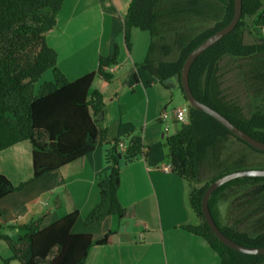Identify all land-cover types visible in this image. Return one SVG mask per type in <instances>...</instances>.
<instances>
[{"label": "trees", "instance_id": "16d2710c", "mask_svg": "<svg viewBox=\"0 0 264 264\" xmlns=\"http://www.w3.org/2000/svg\"><path fill=\"white\" fill-rule=\"evenodd\" d=\"M63 1L0 0V152L18 143L28 142L32 165L31 177L17 185L0 174V199L91 154L99 146L110 144L106 139V129L101 126L105 114L103 95L91 90V87L95 77L105 83L113 80L110 69L118 64V52L115 49L112 55L99 57L94 72L69 82L56 67L55 51L46 43V35L55 27ZM163 1L131 0L123 17V36L128 51L132 29L149 34L150 47L143 62L138 64L139 68L166 89L172 87H168L169 83L175 85L186 102L187 121L165 139L171 172L188 183V204L198 220L197 225H184L181 229L202 238L218 256L220 264H263L264 255L242 254L220 243L201 213V199L208 185L231 172L220 173L199 185L198 169L208 156L214 158L218 144L228 137L263 156L264 152L253 149L213 118L192 108L180 85V71L186 57L230 22L233 0H226L222 18L182 45L177 57L170 61L153 58L152 54L156 47L155 39L160 37L155 29L159 19L155 9ZM246 18H253L252 24L258 33L264 29L262 0H242L241 16L236 27L194 60L189 69L188 84L198 102L220 113L254 140L264 143V106L257 104L247 118L243 117L239 108L224 102L217 82V65L224 57H258L259 63L264 64L263 36L252 44L242 41ZM168 54L169 48L162 44L160 56L165 58ZM47 70H51L52 80L41 83L35 93L34 84ZM257 74L262 77L258 99L264 100V69H258ZM120 141L126 147L120 149ZM147 155L148 151L139 135L129 133L112 142V147L104 155L109 171L97 181L99 202L84 219V226H91L110 216L119 220L126 218L128 211L117 198L120 168L138 158H147ZM246 181L258 183L256 193L264 197V177L238 178L221 185L210 195L208 209L225 237L247 248H264V232L250 235L236 229L228 216H225V221L229 222L226 225H219L215 219V201L218 203L226 190L234 194L236 185ZM262 202L264 204L263 198ZM77 219L78 212L74 211L44 228H40L41 218L21 227H12L23 232L15 243L0 232V240L6 243L11 253L7 259L0 257V264H9L10 261H17L18 264H84L89 250L94 246L106 245L111 232L97 240L87 233H72ZM1 228L0 223V231Z\"/></svg>", "mask_w": 264, "mask_h": 264}, {"label": "crops", "instance_id": "0c3cea01", "mask_svg": "<svg viewBox=\"0 0 264 264\" xmlns=\"http://www.w3.org/2000/svg\"><path fill=\"white\" fill-rule=\"evenodd\" d=\"M130 1H63L56 16V25L46 35V43L55 51L56 67L69 82L94 72L99 57L110 56L115 49L118 52V64L110 69L113 80L105 83L95 77L91 87V90L104 94L103 103H109L101 126L106 129V139L110 144L101 145L91 154L0 199V223L21 227L41 218L40 228H44L77 211L78 219L72 233H87L97 240L111 232L106 245L94 246L89 250L84 264H220L218 256L202 238L181 229L184 225L194 226L190 214L185 211V186L178 176L163 171L164 167L170 168L167 153L160 143L167 136L160 132L156 124L165 122L159 120V116L171 101L169 91L176 87L169 83L168 87H172L166 89L154 77L136 67L148 53L150 36L149 39L145 38L132 29V39L138 35L139 41L142 39L147 44L149 40V43L144 55L141 49L140 56H137L140 53L139 44L134 50L129 37L131 51L126 50L123 17ZM155 49L157 51L153 58L160 59L161 45H156ZM134 54V63H129V57H134ZM125 87L127 90H123ZM105 92L110 93L107 96ZM135 95L140 96L137 104L130 101ZM117 106L123 110L116 114ZM143 117L144 128L141 127ZM136 128H142L143 146L148 155L120 168L117 198L128 211L125 218L129 220L128 224L123 225L122 220L110 216L91 226H84V219L99 202L98 178L109 171V164L104 162L105 152L112 147L116 138L133 133ZM119 144L120 149L126 147L122 141ZM30 166L31 146L28 142L18 143L0 152V174L14 185L31 177ZM23 168L26 173H23ZM219 210L222 218V207ZM215 216L218 217L217 214ZM220 224L224 225L221 221ZM14 232L23 234L16 229ZM0 247V257L9 258L10 252L6 246L0 242ZM9 264L18 262L10 261Z\"/></svg>", "mask_w": 264, "mask_h": 264}, {"label": "rangeland", "instance_id": "374dc122", "mask_svg": "<svg viewBox=\"0 0 264 264\" xmlns=\"http://www.w3.org/2000/svg\"><path fill=\"white\" fill-rule=\"evenodd\" d=\"M225 3L226 0H165L159 3L155 9L159 17L155 29L163 39L162 37H157L155 39V45L159 46L165 44L169 48L168 56L165 58L160 56V59L169 61L175 59L182 45L186 44L200 32L211 27L215 22L222 18ZM262 9H264V0H262ZM252 20L253 18H246V27L242 34V41L244 44H252L260 41V36H263L264 38L263 32L258 33L257 28L253 27ZM133 32L140 34L141 36H146L145 38L149 39L147 32L136 29ZM133 36L134 35L130 36V44L134 45V50L136 49L137 44H139L138 48H140V53L137 56H140L141 49L144 55L145 47L150 39L146 44L142 39H140V41L138 40V35L132 39ZM128 51H131L130 48ZM156 51V49L152 51V54H156ZM131 54H133V50ZM135 57V54L134 57L133 55L130 56L128 62L134 63ZM137 67H139L138 64ZM262 68L264 69V64L259 63L258 57L253 59H238L227 56L222 58L217 65V82L221 97L224 102L233 107L239 108L243 117L247 118L254 110V107L256 108L258 105L264 106V100L258 99L260 96L259 87L262 77L257 74V71ZM139 72L141 73L142 71L139 70ZM51 80L52 72L51 70H47L34 84L35 93L41 83ZM123 90H127V88L125 87ZM169 92L172 95L171 101L167 104L166 108L162 109V111H165L168 114V119L163 123H156L160 132H163L167 137L173 135L181 127V123H177L174 119V111L177 109H187L186 102L177 89H171ZM105 93L108 96L110 92ZM131 94L132 92L129 93L130 96ZM141 94L143 95L142 92ZM137 100L140 101V96L135 95L130 101L133 104H137ZM121 104L123 106V103ZM108 108L109 103H104L105 113L108 111ZM122 110L123 108L117 106L116 114L118 111ZM135 120L137 121L136 118ZM134 127H136V125H134ZM141 127H145L144 117L142 119ZM165 127L168 128L167 132L164 131ZM133 135H139L142 137V128H136ZM160 143H162V148L167 153L165 140L161 139ZM104 146H106V144ZM217 149L218 151L214 155V158L213 156H208V159L199 166L198 183L202 185L210 178L226 171L233 173L250 170H264V156L258 152H254L242 143L234 142V139L231 137L220 142ZM30 169H32L31 166ZM22 171L24 173L25 169L23 168ZM183 183L185 186L183 195L185 211L190 214L192 224L197 225L198 220L192 213L188 204V192L190 188L188 183L185 181H183ZM257 184H255V182L246 181L241 184V186L237 185L235 187L236 192L234 194L229 190L222 193L218 199L219 204L215 201L213 206V209L216 212L215 214L218 216L215 219L219 225L220 221L224 225L229 223L226 221L223 222V220H226L225 216H228L230 222L232 221V225H235L236 229L240 231H246L250 235L264 232V204L262 202V198L264 199V197L261 196L259 192L256 193L257 189L255 186H257ZM219 207H222V218L220 217ZM122 221L123 225H126L129 220L124 218ZM1 225V234L9 237L15 243L19 238L20 233L14 232L15 229L10 227L6 222H3ZM0 242L3 246H6L7 250H9L4 241L0 240ZM1 253L2 247H0V254ZM1 258L3 259V257Z\"/></svg>", "mask_w": 264, "mask_h": 264}, {"label": "water", "instance_id": "95a60500", "mask_svg": "<svg viewBox=\"0 0 264 264\" xmlns=\"http://www.w3.org/2000/svg\"><path fill=\"white\" fill-rule=\"evenodd\" d=\"M241 10H242V0H233V16L230 20V22L221 30L214 33L210 37H208L206 40H204L201 44H199L196 48H194L186 57L181 71H180V85L182 88V91L184 93V96L186 97L187 103L194 109L201 111L211 118H213L215 121H217L221 126H223L226 130H228L233 136L237 137L253 149L264 152V143L258 142L254 140L252 137L248 136L241 130H239L237 127L232 125L224 116H222L217 111L209 108L208 106L198 102L192 95L189 84H188V73L189 69L194 62V60L206 49L211 47L213 44H215L217 41H219L221 38H223L225 35L230 33L239 22L240 16H241ZM243 177H264V170H250V171H240V172H233L223 175L222 177L217 178L214 180L211 184L208 185L206 188L202 199H201V213L203 215V218L205 222L207 223L208 227L212 231V233L216 236L218 241L228 247L229 249H232L236 252L246 254V255H264V248H247L244 246H241L232 240L225 237L220 230L217 228L210 212L208 209V199L210 195L221 185L234 180L238 178Z\"/></svg>", "mask_w": 264, "mask_h": 264}, {"label": "built area", "instance_id": "2783aa9c", "mask_svg": "<svg viewBox=\"0 0 264 264\" xmlns=\"http://www.w3.org/2000/svg\"><path fill=\"white\" fill-rule=\"evenodd\" d=\"M264 33V30H263ZM174 119L177 123H185L187 121L186 119V110L184 109H177L174 111ZM168 119V114L163 111L160 116H159V120L161 121H166ZM168 128L165 127L164 131L167 132ZM163 171H165L166 173L170 172V168L169 167H164Z\"/></svg>", "mask_w": 264, "mask_h": 264}, {"label": "bare ground", "instance_id": "6f19581e", "mask_svg": "<svg viewBox=\"0 0 264 264\" xmlns=\"http://www.w3.org/2000/svg\"><path fill=\"white\" fill-rule=\"evenodd\" d=\"M263 30H264V29H262L261 32H263ZM261 32H260V33H261ZM263 35H264V33H263Z\"/></svg>", "mask_w": 264, "mask_h": 264}, {"label": "clouds", "instance_id": "9594fccd", "mask_svg": "<svg viewBox=\"0 0 264 264\" xmlns=\"http://www.w3.org/2000/svg\"><path fill=\"white\" fill-rule=\"evenodd\" d=\"M170 172H171V169H170Z\"/></svg>", "mask_w": 264, "mask_h": 264}]
</instances>
